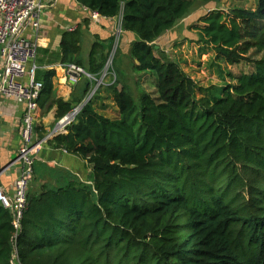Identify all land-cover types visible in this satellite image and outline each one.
<instances>
[{
	"label": "trees",
	"instance_id": "1",
	"mask_svg": "<svg viewBox=\"0 0 264 264\" xmlns=\"http://www.w3.org/2000/svg\"><path fill=\"white\" fill-rule=\"evenodd\" d=\"M77 1L121 15L136 35L133 68L154 85L136 99L111 84V113L95 106L99 88L48 140L87 163L92 186L68 180L29 192L19 228L0 202V264H264V0L200 19V39L226 65L227 81L208 90L154 45L193 0ZM81 41L79 29L63 34L61 63L84 67ZM107 57L94 68L91 56L86 71L100 77ZM55 74L35 71L40 106ZM87 79L86 93L95 85ZM55 102L60 118L74 109Z\"/></svg>",
	"mask_w": 264,
	"mask_h": 264
},
{
	"label": "crops",
	"instance_id": "2",
	"mask_svg": "<svg viewBox=\"0 0 264 264\" xmlns=\"http://www.w3.org/2000/svg\"><path fill=\"white\" fill-rule=\"evenodd\" d=\"M41 5L39 9V27H34L33 21L27 20L22 35L34 41L37 45L38 53L35 63L38 68L42 71L54 69L56 72L53 78V92L48 99H44L45 96L43 95V105L40 106L39 104L35 117V142L40 143V149L35 156V182L38 181V177L39 181L45 182L46 179L42 178L41 173L44 170H54V172L51 171L54 180H50L52 182L47 184L53 186L58 183L65 184L68 180H72L75 175L72 173L77 172L78 168L79 171H84V167H86L88 174L90 172L85 161L61 148L51 146L48 140L53 137L42 141L52 133L57 121L60 119L58 117L60 109L55 102L56 99L60 98L64 102L72 103L73 108H75L82 103L90 92V89L87 93L85 92L90 81L85 76L78 83L69 82L64 64L60 60L62 36L71 28L79 29L82 35L80 58L83 66L85 70L89 68L92 56V58L97 59L96 65H94V68H96L98 62H100L99 54L103 52L107 57L110 48L113 47V41L121 23V15L116 17L100 15L98 18L92 19L90 16L91 10L84 7L77 0H41ZM122 33L119 46L120 55L117 60L120 63H127L130 58L129 50L132 42L136 39V35L124 30ZM96 45H99V47L96 53L91 55L93 47ZM103 83L98 96V99H102L100 107H104L103 104L106 106L108 103H113L111 83L107 79ZM95 106H98L97 103H95ZM97 108L99 109V107ZM24 111L25 103L20 97L0 95V185L12 196L15 193L14 183L21 169V164L17 159ZM37 127H42L45 138L38 137ZM88 178L90 179V174ZM89 182L91 183V180ZM42 185H45V183ZM33 186L36 185L33 183L30 193L39 191L32 190ZM28 187L30 188V186Z\"/></svg>",
	"mask_w": 264,
	"mask_h": 264
},
{
	"label": "built area",
	"instance_id": "3",
	"mask_svg": "<svg viewBox=\"0 0 264 264\" xmlns=\"http://www.w3.org/2000/svg\"><path fill=\"white\" fill-rule=\"evenodd\" d=\"M41 6V0H0V95L18 96L25 103L17 159L21 164V169L14 183V195L8 194L0 185V202L14 214L16 228L21 225L22 214L27 204L28 186L35 173V156L40 149V143L35 142V117L39 109L38 99L43 88V83L35 78V71L38 68L35 63L37 45L22 35V31L27 20L33 21L34 27H39V9ZM90 16L92 19H96L100 14L91 10ZM70 30H75V28ZM122 31L121 19L115 35L117 40H119ZM114 47L117 48L116 40ZM115 51L116 49H113L109 53L107 64L100 78L95 77L77 64H64L70 83H78L85 76L97 84L92 87L91 93L82 103L57 121L52 133L42 141H46L49 137H54L57 134L66 133L68 127L77 121L84 105L101 88L104 80L110 74L112 75ZM116 80L117 77L113 74L110 83L113 84Z\"/></svg>",
	"mask_w": 264,
	"mask_h": 264
},
{
	"label": "rangeland",
	"instance_id": "4",
	"mask_svg": "<svg viewBox=\"0 0 264 264\" xmlns=\"http://www.w3.org/2000/svg\"><path fill=\"white\" fill-rule=\"evenodd\" d=\"M257 5V0H193V6L191 9L182 18L177 20L175 26L171 30L156 39L154 45L160 50V52L163 51L170 59L177 61L183 70L198 82V85L201 88L208 90L212 87H218L227 81L225 74H223V71L226 72V65L217 60L216 53L210 46L204 45L196 27L202 24L200 19L204 15L214 10L224 12H232L237 9L255 10ZM122 35L123 33L121 32L119 40H117L115 36L117 48L114 47L115 40L113 41V47L110 48V52L113 49H116V51L112 64V75L110 74L106 79L110 83L113 74H115L117 77V87L120 88L125 85L133 92L137 99L143 91H152L151 80L154 85L155 78L145 76L144 79H140L133 68L131 57L127 63H120L117 60L120 55L119 46ZM107 61L108 57L104 67L107 64ZM150 78L151 80H149ZM96 84L97 83L95 82V85ZM91 90L89 93H91ZM100 92L101 91H99L98 94H100ZM201 94L202 92L198 90L197 95L201 96ZM85 98H87V96ZM100 101H102V99H95V103H97L98 106L100 105ZM107 105L110 107V110H106L111 113L110 111L113 107L115 108V105H113V103H108ZM51 171L54 172V170H44L41 173L42 178L46 179L47 182H43L42 180L39 181V177L37 178L38 181L35 182V172L33 179L29 184L30 188L28 187L27 192H30L33 183L36 186H33L32 190H39L43 183L48 184V182H52L50 180H54V175H51ZM72 174H75L74 177H72V180L92 186L89 182L90 179L88 178L89 174L86 167H84V171H79L78 168V171ZM53 186L57 185L54 184Z\"/></svg>",
	"mask_w": 264,
	"mask_h": 264
},
{
	"label": "water",
	"instance_id": "5",
	"mask_svg": "<svg viewBox=\"0 0 264 264\" xmlns=\"http://www.w3.org/2000/svg\"><path fill=\"white\" fill-rule=\"evenodd\" d=\"M167 31H164V32H162V35L164 34V33H166Z\"/></svg>",
	"mask_w": 264,
	"mask_h": 264
}]
</instances>
